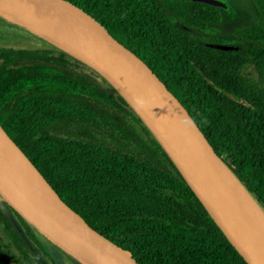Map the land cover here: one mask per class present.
<instances>
[{"label": "trees", "instance_id": "trees-1", "mask_svg": "<svg viewBox=\"0 0 264 264\" xmlns=\"http://www.w3.org/2000/svg\"><path fill=\"white\" fill-rule=\"evenodd\" d=\"M67 1L153 70L264 209V0L232 30L238 50L181 26L210 21L203 3ZM31 37L45 45L22 43ZM0 124L65 203L147 264H248L118 91L1 12ZM0 225V264H58L1 199Z\"/></svg>", "mask_w": 264, "mask_h": 264}, {"label": "water", "instance_id": "water-1", "mask_svg": "<svg viewBox=\"0 0 264 264\" xmlns=\"http://www.w3.org/2000/svg\"><path fill=\"white\" fill-rule=\"evenodd\" d=\"M217 4L214 0H191ZM0 12L79 59L127 101L248 264H264V209L180 100L134 52L67 0H0ZM216 48L232 47L216 44ZM0 199L83 264H147L65 203L0 124Z\"/></svg>", "mask_w": 264, "mask_h": 264}, {"label": "flooded vegetation", "instance_id": "flooded-vegetation-1", "mask_svg": "<svg viewBox=\"0 0 264 264\" xmlns=\"http://www.w3.org/2000/svg\"><path fill=\"white\" fill-rule=\"evenodd\" d=\"M214 1L218 3L217 4L203 3L204 5L209 6L210 10L215 11V14H213L214 12L211 13L209 17L210 19L209 22L207 23L204 22L203 26L201 27L195 24L194 22L190 24V27L182 24L181 26L189 30L193 35H196L199 38H201L203 44H209L211 46H215L216 44L222 45L220 42L225 41V42H229V44L225 46L232 47V50H238L239 46L233 45V41H232L233 39L232 30L238 27L235 24L237 21L236 20L237 13L228 0H214ZM196 3H202V2H196ZM204 10H207V8H204ZM227 25H230V30H228L229 32L227 30L224 31L223 29ZM247 72L250 73V75H253L252 72L250 71Z\"/></svg>", "mask_w": 264, "mask_h": 264}, {"label": "rangeland", "instance_id": "rangeland-1", "mask_svg": "<svg viewBox=\"0 0 264 264\" xmlns=\"http://www.w3.org/2000/svg\"><path fill=\"white\" fill-rule=\"evenodd\" d=\"M228 1L231 3V5L233 6L234 10L237 13V17H236L237 21L235 23L237 26L251 22L255 19V11L253 9V6H252V3L250 0H228ZM223 29H224V31L230 30V25L225 26V28H223ZM41 38L44 39L43 37H41ZM28 39H29V41H27V40L22 41V43L27 44L26 46L40 47V46L45 45V43L39 38L31 37ZM10 215L13 216V214L11 212H10ZM16 225L19 226L18 223ZM0 230L2 231L1 225H0ZM39 236H40L42 243L45 245V247L50 252L51 256L55 259V261L58 264H74L68 258L66 253H64L61 249H59L57 246L52 244L50 241L45 239L40 234H39ZM7 241H8V239H7ZM8 245L11 246L9 241H8Z\"/></svg>", "mask_w": 264, "mask_h": 264}, {"label": "bare ground", "instance_id": "bare-ground-1", "mask_svg": "<svg viewBox=\"0 0 264 264\" xmlns=\"http://www.w3.org/2000/svg\"><path fill=\"white\" fill-rule=\"evenodd\" d=\"M1 9V8H0Z\"/></svg>", "mask_w": 264, "mask_h": 264}]
</instances>
